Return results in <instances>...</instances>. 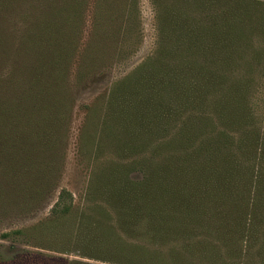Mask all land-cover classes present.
Masks as SVG:
<instances>
[{
  "label": "trees",
  "instance_id": "obj_1",
  "mask_svg": "<svg viewBox=\"0 0 264 264\" xmlns=\"http://www.w3.org/2000/svg\"><path fill=\"white\" fill-rule=\"evenodd\" d=\"M187 2V12L164 11L155 51L111 95L129 140L167 153L157 167L145 151L140 178L110 167L101 198L82 205L67 250L95 262L25 250L0 264H264V134L250 118L264 3ZM68 194L52 216L72 212Z\"/></svg>",
  "mask_w": 264,
  "mask_h": 264
},
{
  "label": "rangeland",
  "instance_id": "obj_2",
  "mask_svg": "<svg viewBox=\"0 0 264 264\" xmlns=\"http://www.w3.org/2000/svg\"><path fill=\"white\" fill-rule=\"evenodd\" d=\"M171 9L187 12L190 3L0 0V257L30 250L47 256L39 260L95 262L67 250L82 205L101 198L110 167L140 178L145 151L157 153V167L164 163L167 147L132 142L108 108L121 80L155 51ZM254 77L250 118L264 134V73ZM62 189L73 208L55 217ZM40 238L42 247L33 246Z\"/></svg>",
  "mask_w": 264,
  "mask_h": 264
}]
</instances>
